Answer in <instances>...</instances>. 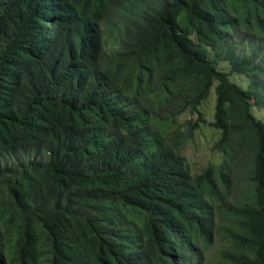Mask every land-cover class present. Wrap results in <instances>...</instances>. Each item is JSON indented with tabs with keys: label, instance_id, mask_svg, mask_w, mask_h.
I'll list each match as a JSON object with an SVG mask.
<instances>
[{
	"label": "trees",
	"instance_id": "1",
	"mask_svg": "<svg viewBox=\"0 0 264 264\" xmlns=\"http://www.w3.org/2000/svg\"><path fill=\"white\" fill-rule=\"evenodd\" d=\"M211 89L191 173L178 118ZM250 99L264 0H0V264H264Z\"/></svg>",
	"mask_w": 264,
	"mask_h": 264
},
{
	"label": "rangeland",
	"instance_id": "2",
	"mask_svg": "<svg viewBox=\"0 0 264 264\" xmlns=\"http://www.w3.org/2000/svg\"><path fill=\"white\" fill-rule=\"evenodd\" d=\"M216 67L221 70H229L227 63L218 61ZM230 81L239 88L245 89L250 86L251 79L242 74H231ZM213 90H210L208 97L197 107L194 113L184 112L179 115L178 125L180 127H190L191 132L187 135L186 141L182 146V153L191 173L198 172L206 167L208 163H217L220 152L212 148L213 143L219 137V130L213 128L209 123L213 115ZM250 111L253 116L264 123V104L262 102H253L250 99ZM189 122L190 124H186ZM196 123L197 125H193ZM193 125V126H192Z\"/></svg>",
	"mask_w": 264,
	"mask_h": 264
}]
</instances>
